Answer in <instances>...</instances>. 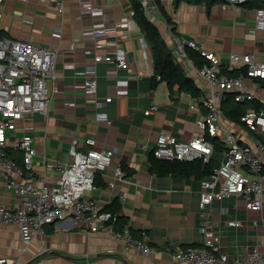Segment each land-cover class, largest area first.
I'll return each mask as SVG.
<instances>
[{"label": "crops", "instance_id": "0c3cea01", "mask_svg": "<svg viewBox=\"0 0 264 264\" xmlns=\"http://www.w3.org/2000/svg\"><path fill=\"white\" fill-rule=\"evenodd\" d=\"M62 1L63 10L50 0H6L0 8L3 37L30 38L58 49L54 84L59 91L50 102L48 114L27 115L11 135L19 137L28 132L37 138L38 154L27 177H33L38 184L45 180L53 185L56 176L44 167L43 156L68 163L69 148L76 137L82 140L92 136L99 148L114 149L113 164L97 175L93 199L102 209L118 201L121 208L117 228L128 227L135 238H141L145 231L156 252L145 255L136 248L126 251L121 240L81 229L63 219L48 224L45 234L35 236L25 252L21 250L18 225L0 224V258H21L25 264H181L172 259L171 253L200 245V226L204 222L220 236L219 250L229 256L231 264L235 258H245L256 245L264 249V210L248 209L238 194L215 198L202 209L201 178L157 176L149 169V156L155 152L159 133L168 131L182 140L206 133L199 124L207 113L201 99L209 96L211 89L197 71L198 66L178 52L177 38L195 40L201 48L220 56L224 66L232 52H250L264 61V31L255 30L256 5L264 4V0L236 6L226 0L210 5L204 0H159L161 14L146 9L176 60L200 88L199 96L179 86L172 91L168 82L155 74L153 49L134 16L135 0ZM125 18H133L134 23L127 25ZM101 23L113 28L95 36L90 31ZM116 44L129 51L130 65L122 69L115 63H97L98 95L113 97L98 108L80 88H72L83 81L86 66L94 60L86 49L96 47L97 53L106 55L117 48ZM238 69L240 66L234 70ZM48 84L52 89L53 82ZM245 84L263 107L261 80L248 77ZM153 105L158 109L146 114ZM220 106L223 124L241 142L264 140V132L232 121ZM218 137L225 147L216 151V162L224 159L227 145L224 137ZM9 153L23 164V151L12 147ZM118 163L123 165L128 180L111 186ZM244 173L259 179L258 174ZM0 199L11 207L21 204L20 197L6 187L1 171ZM231 219L240 221L241 226L228 225Z\"/></svg>", "mask_w": 264, "mask_h": 264}, {"label": "built area", "instance_id": "2783aa9c", "mask_svg": "<svg viewBox=\"0 0 264 264\" xmlns=\"http://www.w3.org/2000/svg\"><path fill=\"white\" fill-rule=\"evenodd\" d=\"M6 0H0V8ZM63 10L62 0H50ZM145 9L161 14L159 0H137ZM162 1V0H161ZM236 6L247 0H226ZM1 18V12H0ZM126 24H133V18H125ZM111 28L107 23L95 25L90 31L95 36L106 33ZM264 31V7L256 10L255 30ZM148 45V42H146ZM109 44V42H108ZM107 44V45H108ZM117 45V44H116ZM109 46H115L109 44ZM186 47L198 50L209 62L198 66L197 71L208 82L210 95L201 102L207 113L199 120L206 133L182 140L168 131L159 133L155 155L161 159L194 161L203 159L210 163L216 153L210 137L222 136L227 144L224 159L212 166L207 177L201 180L200 207L203 209L215 198H224L232 194L241 195L250 210H264V140L258 138L254 144L241 142L236 134L222 122L221 103L227 93H234L238 102L254 101V93L245 84V78H264V61L255 58L250 52L230 54L229 63L224 66L216 53L201 48L193 39L177 38V50L187 56ZM151 48V46H150ZM58 49L32 41L30 38H7L0 35V171L6 187L13 190L21 200L17 207H11L0 199V224H16L22 238V251H27L37 235L45 234L48 224H56L63 219L69 220L81 229L100 232L121 240L126 251L133 248L148 255L156 252L144 231L141 238H135L128 227L117 228L118 212L102 209L93 199L97 175L113 164L114 149L99 148L97 140L88 136L76 137L69 148L71 160L62 163L47 155L43 156L46 169L55 172L54 184L42 180L38 184L30 175L34 167V158L38 154L37 138L32 133L19 137L11 135L18 122L27 115L48 114L49 105L59 88L54 84L56 78L55 59ZM87 54L94 60L86 66L83 81L72 89L80 88L84 95L94 101L98 108L103 107L113 97L98 95V77L96 65L106 61L115 63L119 68L128 69L129 51L118 47L106 55L97 53L96 47H88ZM236 66L244 71L240 75H231ZM160 77V76H159ZM49 81L53 82L52 89ZM157 105L148 108L151 114ZM241 121L251 130L264 132V110L250 108ZM83 141V143H82ZM23 151V164L9 153L10 148ZM244 170L258 174L259 179H251ZM128 175L121 163L114 167L111 186L117 181H127ZM230 226H241L238 220H228ZM202 242L200 245L178 248L171 253L172 259L181 264H231L226 253L220 252V236L207 223L200 226ZM0 264H25L21 258L8 260L0 258ZM232 264H264V249L256 245L245 258H235Z\"/></svg>", "mask_w": 264, "mask_h": 264}, {"label": "trees", "instance_id": "16d2710c", "mask_svg": "<svg viewBox=\"0 0 264 264\" xmlns=\"http://www.w3.org/2000/svg\"><path fill=\"white\" fill-rule=\"evenodd\" d=\"M204 1H206V3L210 5L217 0ZM134 2L135 19L153 49L155 74H159L161 76V80L167 81L172 91L175 86H179L182 90L191 92L194 96H199L201 92L200 88L197 86L195 80L186 74L184 68L176 60L173 49L162 36L158 26L150 20L144 6L137 0H135ZM248 2H257V0H247V2H245L244 4H248ZM256 6L260 8L264 7V4H257ZM186 53L188 58H190L196 64V66H201L205 62H209V60L205 56H202L198 50L191 47H186ZM243 71L244 69L233 70L230 72V74L237 76L240 75ZM259 79L264 85V78ZM221 104L226 116H228L232 121L238 123H243L241 121V117L250 108H254L257 111H261L264 109V106L262 107V104L256 100L253 102L236 101L234 93L232 92L226 94V98L222 101ZM210 139L214 144L215 151H222L224 149V143L218 136L210 137ZM149 164L150 171L157 176H196L197 178L204 179L209 174L212 166L216 164V161L214 160L210 163H206L203 161V159H197L194 161L161 159L155 155V152H152L149 156ZM120 208V203L118 201H115L111 205L104 208V210L119 212Z\"/></svg>", "mask_w": 264, "mask_h": 264}]
</instances>
